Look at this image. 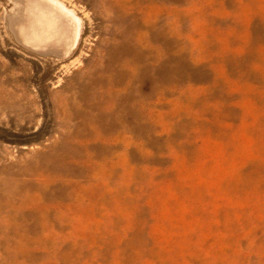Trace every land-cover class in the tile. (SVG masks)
<instances>
[{"label":"rangeland","instance_id":"obj_1","mask_svg":"<svg viewBox=\"0 0 264 264\" xmlns=\"http://www.w3.org/2000/svg\"><path fill=\"white\" fill-rule=\"evenodd\" d=\"M68 3L0 0V264H264V0Z\"/></svg>","mask_w":264,"mask_h":264},{"label":"bare ground","instance_id":"obj_2","mask_svg":"<svg viewBox=\"0 0 264 264\" xmlns=\"http://www.w3.org/2000/svg\"><path fill=\"white\" fill-rule=\"evenodd\" d=\"M51 1H53V2H55V3H58V4H60V5H63V8L65 9V11L67 10V12L68 11H70V12H72V13H74L75 12V10H74V8L72 9V8H69L68 7V2H69V0H66V1H68L67 2V4L65 3V0H51ZM31 2V1H30ZM45 2V1H44ZM32 3V2H31ZM71 4H72V2H70ZM40 4V3H39ZM27 5V4H26ZM29 5V4H28ZM44 5V4H43ZM50 5V4H49ZM75 6V5H74ZM76 7V6H75ZM35 8H37V7H35ZM54 8V7H53ZM25 9V8H24ZM33 10H34V8H32ZM32 9H31V11H32ZM38 10V9H37ZM22 11V10H21ZM24 11V10H23ZM39 11V10H38ZM51 11V10H50ZM50 11H49V13H50ZM81 11V10H80ZM34 12V11H33ZM35 12H37L36 10H35ZM40 12V11H39ZM48 12V11H47ZM53 12V11H52ZM58 12V11H57ZM45 13V12H44ZM56 13V12H55ZM42 14V13H41ZM75 14V13H74ZM73 14V15H74ZM44 15V14H43ZM63 15V14H62ZM67 15H68V13H67ZM34 16V15H33ZM50 16V15H49ZM59 16V15H58ZM75 16V15H74ZM77 16V15H76ZM35 17V16H34ZM37 17V16H36ZM40 17V16H39ZM42 17V16H41ZM52 18V17H51ZM56 18V17H55ZM78 18V17H77ZM77 18H75V19H77ZM25 19V18H24ZM38 19V18H37ZM40 19H42V18H40ZM59 19V18H58ZM69 19V18H68ZM70 19H71V17H70ZM22 20V19H21ZM44 20V19H43ZM42 20V21H43ZM48 21H49V18L47 19ZM53 20V19H52ZM54 20H56V19H54ZM78 20L79 19H77V22H78ZM64 21V20H63ZM73 21V20H72ZM35 22V21H34ZM40 22H41V20H40ZM24 23V22H23ZM36 23H37V21H36ZM42 23V22H41ZM40 23V24H41ZM69 23V22H68ZM72 22H70V24H71ZM44 24V23H43ZM43 24H42V26H43ZM47 24V23H46ZM77 24V23H76ZM45 25V24H44ZM23 26H25V25H23ZM33 26V25H32ZM31 26V27H32ZM46 26V25H45ZM54 26V25H53ZM61 26V25H60ZM20 27H21V25H20ZM37 27V26H36ZM52 27V26H51ZM55 27V26H54ZM44 28V27H43ZM27 29V28H26ZM40 30H41V27L39 28ZM17 30H18V28H17ZM29 30V29H28ZM37 30V29H36ZM45 31H46V29H45ZM59 31V30H58ZM19 32V31H18ZM31 33H32V30L30 31ZM42 32V31H41ZM40 33V32H39ZM47 33V32H46ZM45 33V34H46ZM37 34V33H36ZM34 35H35V33H34Z\"/></svg>","mask_w":264,"mask_h":264},{"label":"water","instance_id":"obj_3","mask_svg":"<svg viewBox=\"0 0 264 264\" xmlns=\"http://www.w3.org/2000/svg\"><path fill=\"white\" fill-rule=\"evenodd\" d=\"M19 41V40H18ZM20 42V41H19ZM21 43V42H20ZM22 44V43H21ZM24 45V44H23ZM26 47V45H25ZM37 52V51H36ZM51 52V51H50ZM50 52H38V53H50ZM60 58L63 57V56H59Z\"/></svg>","mask_w":264,"mask_h":264}]
</instances>
